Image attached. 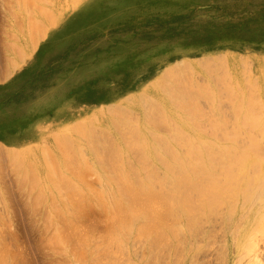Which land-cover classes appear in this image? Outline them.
<instances>
[{
    "label": "rangeland",
    "instance_id": "1",
    "mask_svg": "<svg viewBox=\"0 0 264 264\" xmlns=\"http://www.w3.org/2000/svg\"><path fill=\"white\" fill-rule=\"evenodd\" d=\"M262 126L264 0H0V264H264V186L244 207V191L224 193L213 214L192 187L195 220L168 213L158 184V236L143 218L125 227L127 212L96 194L119 187L118 172L188 175L193 159L214 160L204 142L248 155ZM236 165L232 187L258 175Z\"/></svg>",
    "mask_w": 264,
    "mask_h": 264
},
{
    "label": "bare ground",
    "instance_id": "2",
    "mask_svg": "<svg viewBox=\"0 0 264 264\" xmlns=\"http://www.w3.org/2000/svg\"><path fill=\"white\" fill-rule=\"evenodd\" d=\"M172 106V105H171ZM169 107V106H168ZM177 114V113H176ZM178 115V114H177ZM169 119H170V117H169ZM172 119V118H171ZM176 120V119H175ZM170 123H171V121H170ZM264 126H262V130L264 129L263 128ZM251 129V128H250ZM258 129H259V127L257 128L256 127V131H254V132H256L257 133V131H258ZM251 131V130H250ZM259 131H260V129H259ZM264 131V130H263ZM137 132H139V131H137ZM193 132H195V131H193ZM261 132V131H260ZM190 133H192L191 131H190ZM199 133V132H198ZM193 134V133H192ZM197 134V133H196ZM194 135V134H193ZM234 135V134H233ZM249 135V137H248V141H250L251 140V143L253 142V143H255L254 141H256L257 142V140H254L253 138H257V137H252V135H250V133L248 134ZM263 135H264V133H263ZM234 136H236V135H234ZM254 136V135H253ZM258 136H260V135H258ZM201 137V136H200ZM251 137H252V139H251ZM193 138V137H192ZM231 138V137H230ZM250 138V139H249ZM194 139V138H193ZM200 139V138H199ZM198 139V140H199ZM232 139H234V138H231V139H227L228 141H229V143H231V140ZM258 139V138H257ZM146 140V139H145ZM198 140H197V146H198V144H199V142H201V141H199L198 142ZM201 140V139H200ZM207 140V139H206ZM206 140H204V141H206ZM226 140V141H227ZM235 140H236V138H235ZM261 140V138L258 140V142ZM213 141V140H212ZM211 141V145H213L212 143L214 142H212ZM223 141V140H222ZM263 141V140H262ZM261 141V142H262ZM142 142H144V141H142ZM196 142V141H195ZM203 142V141H202ZM208 142L210 143V141L208 140ZM233 142V141H232ZM235 142H237V140L235 141ZM257 142V143H258ZM261 142H259V143H261ZM264 142V141H263ZM261 143L262 145H260V149L259 150H261V147H262V150L264 151V148H263V145H264V143ZM222 143H224V142H222ZM228 143V142H227ZM247 143V142H246ZM71 144H72V142H71ZM70 144V145H71ZM145 144V143H144ZM194 145H195V143H193ZM193 144H189L188 145V147L190 146H192ZM202 144V143H201ZM200 144V146H202ZM214 144H216V143H214ZM235 144V143H234ZM244 143H242V145H243ZM123 145H125V144H123ZM204 147L206 148V149H208L209 150V148H210V150L212 149L211 147H206L208 144H206L205 142H204ZM219 145H220V142H218V144H217V146L216 145H214L215 146V148L217 147V149H215V152H214V148L210 151L211 153L213 152L214 154L212 155V154H209V152H208V150H207V154H206V156L209 158V156L211 155V156H215L216 157V155H215V153L216 154H221V153H223L222 152V150H220V147H222V145L219 147ZM232 144H229V146L228 145H226V146H224L223 145V147H226V148H224V149H226V150H224L223 149V151L225 152V151H229V152H231L232 150H238L237 148L239 147H236L237 146V144L234 146V145H232V147H231V151L229 150V149H227V147H230ZM239 145V144H238ZM245 145H248L250 148H252L251 150V152L248 154V155H246V154H243V155H240L239 153H242V152H239V150L241 151V149H239L238 151H234L238 156V160H236V161H234L235 160V158H234V163H232V159L229 157V160L226 158L227 157V153H228V155H229V152H225V154H224V156H225V160H224V163L225 162H229L228 163V165L229 166H233V165H236V163H240V164H243V169L245 168V169H249V168H252V169H254V172L256 171L257 172V176L255 177H253V178H248L247 179V181L246 180H244V176L242 177V175H239V177H236V178H240V176L243 178V182L241 183V184H239L238 183V186H234V187H232L231 185H230V182L232 183V181L234 180V178L232 179V177L231 176H233L234 174H236V173H233V172H236V170L235 171H232V173L233 174H231V172L230 173H228L227 171H228V169L230 168V167H228V165H226V164H224V167L222 168V169H224V171H226V173L224 174V178L223 177H221V176H223V175H221V160L224 158V156H223V154H221L222 156H223V158H222V156H221V158H215V157H212V159L214 158V160H207V161H205V159H203V158H201V156L200 157H198V158H196V159H193L195 156L197 157V156H199L198 155V153H200V152H196L195 151V153L197 154V155H195V156H193V151H192V147L190 148L189 147V149L191 150V154H192V164L191 163H188L189 162V160L187 159L188 157H186V160H188V164H189V166H188V164H187V168H189L190 167V170H191V172L188 174V175H185V176H182V174H181V171L182 172H184L185 173V171H186V169L184 168V169H182V167H180V169H182L181 171L179 170H176L175 168L177 167L175 164H174V166H172V167H174V169H175V171H177L178 172V174L180 173L181 175L180 176H178V177H173V176H169V177H164L163 179H159L158 177H157V179H156V177L151 173V174H149V177H147L148 176V174H144V175H146V176H144V177H142V176H136V177H133V176H129L130 174L128 173V175L127 174H120L119 172H118V174H117V177H114V178H116V180H117V183H115V185L117 186H119V187H114L113 188V186H111L110 187V185H109V188L107 189V187L105 188V189H107V190H101V192L100 193H96V194H99V195H97V196H99L98 198L100 199V200H102V201H100V202H104V200H105V202H106V199L108 200H111V197H112V200L111 201H109L110 202V205H112L113 207H111L110 209H113V208H115V209H113V213H114V210L115 211H117V210H121L120 211V213H123L122 211H124V212H127L126 214H128V216L127 217H129L128 219H129V222H126V225H125V227H127V228H131L132 227V224H134V223H131L130 222V220L133 222V220H135L136 218L138 219V218H143V221L146 223L148 220H150L151 219V217L154 219V218H156L155 216H152V213L151 214H148L149 212H152V209H154V204L152 203L153 201H155V200H157V199H162V198H160V196H159V191L157 192L156 190H158V188H159V186H162L161 187V189L160 190H165L166 191V194H165V197H164V199H162L163 200V203L164 204H168L167 206H169L168 207V213L170 212V213H175V214H177L178 213V215L181 217V216H184V217H190V218H194L195 219V217H193L194 216V212L195 211H193L194 209H193V202H192V199H191V202H190V198H189V194H190V191H192L193 190V188H194V190H193V192L194 191H198L199 193L200 192H203V193H201V195L204 197V198H201L202 200V202L201 201H199L200 202V205L202 204V206H204V209H206L208 212L210 211V210H212V209H216L217 207H219V206H221V204H223V203H225L226 202V205L228 204V200H230V201H232L231 200V198H230V196L231 195H229V194H232V193H236L237 192V190L238 191H240V193H241V191H244V193L242 192V194H245L246 192H248L246 195H244V197H245V199H244V197L242 196V194H240V196L242 197V201H241V203H242V205H241V207L243 206L244 207V203L246 202V199H247V201H249V199H251L252 198V200H253V203L254 202H256V201H254V199H253V196L256 194V193H259V190H258V192H256V190L255 189H257V188H259L261 191H263V186H264V155H263V153H261V151H259L258 150V145L256 144H252L253 146L251 147L250 145V142L249 143H247V144H245ZM65 146L68 148L69 147V143L67 144H65ZM126 146V145H125ZM148 146V145H147ZM177 146V145H176ZM180 146H182L181 144H180ZM186 145H184L183 147H181V150H183V148H184V150H185V147ZM200 146H199V148L198 149H200ZM213 146V147H214ZM233 146H234V148H233ZM248 146H246V147H248ZM62 147H64V145L62 146ZM61 147V148H62ZM70 147H72V146H70ZM77 147V146H76ZM140 147V146H139ZM195 147V146H194ZM193 147V148H194ZM203 147V148H204ZM236 147V148H235ZM242 147V146H241ZM240 147V148H241ZM78 148V147H77ZM159 148V147H158ZM180 148V147H179ZM219 148V149H218ZM243 148H245V146L244 147H242V149ZM250 148H248L249 150H247V152L248 151H250ZM59 149H60V147H59ZM63 149H65V147L63 148ZM72 149H73V147H72ZM171 149H173L172 151H174V148H171ZM188 149V150H189ZM196 149H197V147H196ZM246 149V148H245ZM74 150V149H73ZM184 150H183V152H184ZM188 150H186V151H188ZM193 150H195V148L193 149ZM201 150V149H200ZM141 151H143L142 149H141ZM176 152H177V150H175ZM186 151L184 152V153H186ZM197 151H199V150H197ZM206 150H204V152H205ZM61 152H62V154H64L63 153V151L61 150ZM60 152V153H61ZM67 152V151H66ZM121 152V151H120ZM153 152H155V151H153ZM176 152H175V154H176ZM221 152V153H220ZM233 152V151H232ZM127 153V152H126ZM156 153H158L159 154V152L157 151ZM181 153V152H180ZM194 153V154H195ZM235 153H232V156H234L235 155ZM244 153V152H243ZM122 154V153H121ZM190 154V155H191ZM200 154H202V153H200ZM177 155H178V153H177ZM184 156V154H182L181 153V156ZM186 155V154H185ZM189 155V156H190ZM218 155V156H219ZM240 155V156H239ZM100 156V155H99ZM175 156V158H174V160L175 159H177L176 161H180V163H184L183 161H182V157H180V154H179V157L181 158V160H180V158L179 157H177L176 158V155H174ZM202 156H203V154H202ZM204 156H205V154H204ZM211 156H210V158H211ZM231 156V157H232ZM236 156V155H235ZM63 157H64V155H63ZM67 157V156H66ZM122 157V156H121ZM160 157H162V155L160 156ZM70 158V157H69ZM100 158V157H99ZM158 158H159V156H158ZM185 158V157H184ZM190 158V157H189ZM233 158V157H232ZM230 159H231V162H230ZM65 160H66V158H65ZM121 160H123L122 158H121ZM127 160V159H126ZM149 160V159H148ZM173 160V161H174ZM182 161V162H181ZM238 161V162H237ZM47 162H49V161H47ZM47 162H46V164H47ZM66 162V161H65ZM127 162V161H126ZM185 162V163H186ZM233 165H232V164ZM50 165V164H49ZM49 165H47L46 166V168L48 169L49 167H50V170H51V165L49 166ZM81 165V164H80ZM109 165H112V164H109ZM119 165H121V163H119L118 164V166ZM124 165V164H123ZM122 165V166H123ZM143 165V164H142ZM165 165H169V164H165ZM227 167H226V166ZM59 166V165H58ZM164 166V165H163ZM170 166V165H169ZM168 166V167H169ZM181 166V165H180ZM184 166V167H185ZM237 166V165H236ZM101 167H103V166H101ZM121 167V166H120ZM124 167V166H123ZM215 167H218V168H220V172L219 173H216V172H213V168H215ZM242 167V166H241ZM112 168H113V166H112ZM119 168V167H118ZM117 168V169H118ZM122 168V167H121ZM130 168V167H129ZM141 168V167H140ZM54 168H52V170H53ZM115 169H116V167H115ZM136 169H138V168H136ZM216 169V168H215ZM226 169V170H225ZM185 170V171H184ZM120 171H122V170H120ZM219 171V170H218ZM53 172V171H52ZM52 172H51V174H52ZM172 172H174V171H172ZM256 172H255V174H256ZM188 173V172H187ZM62 174V173H61ZM115 174V175H116ZM138 174V173H137ZM237 174H238V172H237ZM236 174V175H237ZM254 174V173H253ZM254 174V175H255ZM63 175H65V174H62V177H65V176H63ZM133 175V174H132ZM151 175V176H150ZM49 176V175H48ZM51 176V175H50ZM54 176V175H53ZM52 176V177H53ZM76 176H78V175H76ZM152 176H154V178L152 177ZM66 177H67V175H66ZM112 177V176H111ZM159 177H161V176H159ZM43 178V177H42ZM41 178V179H42ZM114 178L112 177V179L114 180ZM162 178V177H161ZM221 178H223V179H225L224 181L221 179ZM230 178H231V180H230ZM235 178V179H236ZM241 178V179H242ZM63 179V178H62ZM67 179H68V177H67ZM66 179V180H67ZM101 179V178H100ZM238 179H237V182H238ZM241 179H240V181H241ZM246 179V178H245ZM64 180V179H63ZM65 180V181H66ZM105 180V179H104ZM40 181V180H39ZM38 181V182H39ZM46 181H48V180H46ZM62 181V180H61ZM68 181H70L69 179L67 180V182ZM230 181V182H229ZM234 181H236V180H234ZM42 182H43V179H42ZM74 181H72V182H69L71 185H72V191L73 190H76V192L74 193V191L72 192V193H74L75 195H76V193L78 192L79 194H80V191L82 190V189H80L77 185H75V183H73ZM236 182V183H237ZM62 183H64V182H62ZM106 183V182H105ZM235 183V184H236ZM107 184H108V181H107ZM158 184H160L159 186H156V185H158ZM233 184H234V182H233ZM41 185H42V183H41ZM43 185H44V183H43ZM46 185V184H45ZM67 185H69V184H67ZM187 185H189V186H191V188H189V187H185V186H187ZM237 185V184H236ZM50 186H51V184H50ZM53 186V185H52ZM57 186V185H56ZM61 186H62V184H61ZM108 186V185H107ZM43 187V186H42ZM41 187V188H42ZM59 187V186H58ZM157 187V188H156ZM187 188V189H190V190H184L183 188ZM260 187H262V189L260 188ZM46 188V187H45ZM48 188L49 187H47V191H48ZM71 188V187H70ZM54 189H58L57 187L56 188H54L53 187V191H54ZM69 189V188H68ZM89 189H91V188H89ZM59 190V189H58ZM57 190V191H58ZM86 190V189H85ZM235 190H236V192H235ZM245 190H247L246 192H245ZM57 191H55V192H57ZM69 191H70V189H69ZM92 191V190H91ZM60 192V191H59ZM66 192V191H65ZM82 193V195L85 193L84 191H81ZM84 192V193H83ZM95 192V191H94ZM164 192V191H163ZM193 192H191V193H193ZM58 193V192H57ZM56 193V194H57ZM77 193V194H78ZM93 193V192H92ZM177 193H181V194H183V197H182V199L180 200V201H178V200H174L176 197H174V196H176L175 194H177ZM224 193H225V195L227 194V193H229L228 195H226V196H228L229 197V199L227 200V198H226V196L224 195ZM264 193V191L262 192V194ZM52 194V193H51ZM67 194V193H66ZM203 194H205V195H203ZM221 194H223L225 197H223V195H221ZM54 195V194H53ZM60 195H62V194H60ZM64 195V194H63ZM94 195V194H93ZM236 195H238V193L236 194ZM235 194H233V196L232 197H238V196H236ZM258 195V194H257ZM73 196V195H72ZM77 196V195H76ZM110 196V197H109ZM179 196H181L180 194H179ZM260 196H261V194H260ZM51 197V196H50ZM79 197H81L80 195H79ZM90 197H92V196H90ZM144 197H146L147 199H148V201H145V200H143V199H145ZM162 197V196H161ZM178 197V196H177ZM191 197V196H190ZM68 198V197H67ZM78 198V197H77ZM98 198H96L97 200H98ZM179 198V197H178ZM192 198V197H191ZM238 198H240V197H238ZM238 198H234L235 199V201L236 200H238ZM59 199L61 200H63V197H59ZM76 199V198H75ZM77 200H79V199H77ZM142 200H143V202H147L146 204H148L149 203V201L151 202V203H149V205H144V207L146 208V210H144V207H143V204H141L139 207H143L142 209L144 210H142V209H139V207H134V205H138V204H140L141 202H142ZM162 200H161V202H162ZM251 200V201H252ZM256 200V199H255ZM262 200H264V198L262 199ZM64 201H68V200H65L64 199ZM96 201V200H95ZM70 202V201H69ZM72 202V201H71ZM70 202V203H71ZM73 202H74V200H73ZM105 202H104V205H105ZM157 201H155L154 203H156ZM198 202V203H199ZM234 202V201H233ZM238 202V201H237ZM240 202H238V204H239ZM248 202H246L245 203V206H246V204H247ZM257 203H260V202H257ZM256 203V204H257ZM263 203H264V201H263ZM74 203H72V205H73ZM100 204H103V203H100ZM107 204V203H106ZM157 204H159V201H158V203ZM157 204H155L156 206H155V209H158L157 207ZM161 204V203H160ZM229 204H231L230 205V207L232 206V207H234V204H236V202L235 203H232V202H230ZM250 204V203H249ZM249 204H248V207H249V209L252 207V205H250L249 206ZM110 205H109V207H110ZM133 205V206H132ZM237 205V204H236ZM259 205H263L262 203L261 204H259ZM68 206V205H67ZM107 206V205H106ZM163 206V205H162ZM202 206H199V208L201 209V207ZM229 206V205H228ZM257 206V205H256ZM261 206H259V210H260V208H261ZM264 206V205H263ZM262 206V207H263ZM74 207H75V205H74ZM230 207H228V208H230ZM255 207V206H254ZM152 208V209H151ZM167 208V207H166ZM227 208V209H228ZM240 208V207H239ZM238 208V209H239ZM257 208H258V206H257ZM256 208V209H257ZM153 210V212H157V210ZM196 209V208H195ZM218 209V208H217ZM244 209V208H243ZM247 209V208H246ZM248 209V210H249ZM255 209V210H256ZM262 209V208H261ZM198 210V209H197ZM234 212H238L237 211V207L235 206L233 209H232ZM240 210H241V208H240ZM255 210H254V213H255ZM75 211V210H74ZM159 211V210H158ZM201 211H203V210H201ZM200 211V212H201ZM231 211V210H230ZM245 211V210H244ZM262 211V210H261ZM264 211V210H263ZM160 212V211H159ZM164 212H166V211H164ZM163 212V213H164ZM205 212V211H204ZM211 213H212V211H210ZM162 212H160V214H161ZM230 213V212H229ZM231 213H233V212H231ZM252 213V212H251ZM264 213V212H263ZM115 214V213H114ZM119 214V213H118ZM124 214V213H123ZM125 214V215H126ZM156 214V213H155ZM197 213H195V215H196ZM203 214V213H202ZM213 214V213H212ZM234 214V213H233ZM232 214V215H233ZM262 213L260 212V215H261ZM149 215H151V216H149ZM157 215V214H156ZM177 215V216H178ZM255 215L257 216H255L256 217V221L259 219V212H258V209H257V211H256V213H255ZM121 216V215H120ZM119 216V217H120ZM148 216H149V218H148ZM159 216V215H158ZM158 216H157V219L155 220V222L154 221H152V220H150V222L152 221V224L150 225L149 224V226L151 227H149V226H144L145 227V232H143V234L144 233H146L147 235L150 233L151 234V236H152V233H153V230H152V228H155L156 230H161V232L166 228L165 227V224H166V222L164 223L163 221H162V219L161 218H158ZM201 216V215H200ZM230 216V215H229ZM252 214H250V215H248L247 217L249 218V219H252V221L254 220L253 218H252ZM146 217L148 218L147 220H146ZM198 217V216H197ZM196 217V218H197ZM239 217H241V216H239ZM163 218V217H162ZM230 218V217H229ZM260 218H261V216H260ZM191 219V220H192ZM231 219V218H230ZM263 219V218H262ZM140 220H142V219H140ZM164 220V219H163ZM196 220V219H195ZM142 221V222H143ZM176 221V220H175ZM251 221V220H250ZM249 221V222H250ZM120 222V221H119ZM137 222H139V221H137ZM177 222H179L178 220H177ZM186 223V222H185ZM191 223H192V221H191ZM119 224V223H118ZM116 225L117 227L120 225V224H122V223H120L119 225ZM147 224H148V222H147ZM193 224H195L194 222H193ZM256 224H258V221H257V223ZM262 224H263V222H262ZM181 225V224H180ZM141 226V225H140ZM140 226H139V228H140ZM123 226H121L120 225V228H122ZM146 227H149V228H147L146 229ZM138 228V227H137ZM124 229V228H123ZM122 229V230H123ZM142 229H143V227H142ZM151 230V232H150V230ZM155 229H154V232H155ZM119 230V229H118ZM146 230H147V232H148V230H149V233H147L146 232ZM180 230V229H179ZM251 230H253V228L251 229ZM143 231V230H142ZM61 232V231H60ZM59 232V233H60ZM118 232V231H117ZM157 232V231H156ZM159 232V231H158ZM160 233V232H159ZM163 233H165V232H163ZM61 234V233H60ZM141 234V233H140ZM156 235V233H153V235ZM158 234V233H157ZM161 234V233H160ZM60 236V235H59ZM145 236V235H144ZM156 236H158V235H156ZM119 239V238H118ZM117 240V239H116ZM92 248V247H91ZM91 251V250H90ZM80 257H81V255H80ZM83 257V256H82ZM77 263V262H76ZM261 264H263V263H261Z\"/></svg>",
    "mask_w": 264,
    "mask_h": 264
}]
</instances>
